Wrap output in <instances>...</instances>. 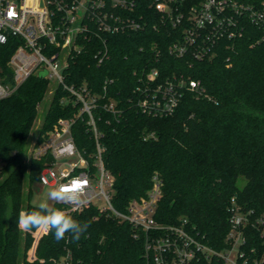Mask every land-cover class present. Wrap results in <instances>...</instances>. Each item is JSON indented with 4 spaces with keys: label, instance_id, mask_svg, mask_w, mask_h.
<instances>
[{
    "label": "trees",
    "instance_id": "16d2710c",
    "mask_svg": "<svg viewBox=\"0 0 264 264\" xmlns=\"http://www.w3.org/2000/svg\"><path fill=\"white\" fill-rule=\"evenodd\" d=\"M105 39L103 61L98 63L96 55L101 43L90 40L69 60L64 80L95 98L92 116L104 167L113 176L111 204L125 211L131 199L146 195L156 174L161 194L155 220L176 224L185 218L203 242L222 248L231 198L244 209L264 214V39L260 29L248 23L242 36L222 41L214 55L200 60L169 54L172 37L164 29L109 33ZM14 47L13 38L0 45L2 72H10L7 61ZM151 68L158 70L153 83L185 79L170 114L154 116L138 107L145 92L144 74ZM189 80L199 81L203 91L189 88ZM48 84L46 78L31 75L14 93L0 99V264H145L142 233L129 221L94 205L67 211L88 225L79 240L66 233L57 241L45 230L34 256H28L36 227L23 231L16 220L22 211L38 210L32 201L33 185L40 183L45 160L26 162L24 147ZM63 98L67 101L61 102ZM80 107L71 93L56 88L38 135L58 118H74V142L94 172L96 140L87 114H79ZM241 176L245 178L242 187L238 185ZM50 207L65 208L56 202Z\"/></svg>",
    "mask_w": 264,
    "mask_h": 264
},
{
    "label": "built area",
    "instance_id": "2783aa9c",
    "mask_svg": "<svg viewBox=\"0 0 264 264\" xmlns=\"http://www.w3.org/2000/svg\"><path fill=\"white\" fill-rule=\"evenodd\" d=\"M248 23L259 28L264 39V0H0V45L15 39L7 61L10 72L0 68V99L14 93L31 75L42 76L49 81L51 97L58 87L73 95V102L81 105L79 114H87L96 140L95 171L91 172L89 161L74 142V118H58L40 137L37 131L26 159L44 158L40 184L67 190L65 198L53 202L64 205L65 211L94 205L132 223L144 238L145 264H264V214L244 209L235 198L228 207L229 227L222 248L203 242V236L195 233L185 218L176 224L155 220L161 194L156 174L145 196L131 199L125 211L114 208L110 201L113 176L104 167L92 116L95 98L85 88L77 89L64 80L69 60L90 40L101 43L96 55L98 63L103 61L107 56L105 35L109 33L164 29L172 37L169 54L200 60L214 55L222 41L242 36ZM157 75L156 68L145 72V92L138 100L139 109L154 116L173 112L179 88L185 84L183 78L153 83ZM188 87L203 91L196 80H189ZM75 182L82 184V190L78 199H69Z\"/></svg>",
    "mask_w": 264,
    "mask_h": 264
},
{
    "label": "clouds",
    "instance_id": "9594fccd",
    "mask_svg": "<svg viewBox=\"0 0 264 264\" xmlns=\"http://www.w3.org/2000/svg\"><path fill=\"white\" fill-rule=\"evenodd\" d=\"M82 184L75 182L72 185L73 196L69 199H78V193L82 190ZM66 189L63 186H55L49 189L47 199H41L38 210L21 212L16 220L17 226L28 231L34 227H42L52 233L59 241L65 238V234H71L73 239L79 240L81 235L87 231L88 225L80 223L67 211L49 207L48 200H60L65 198Z\"/></svg>",
    "mask_w": 264,
    "mask_h": 264
},
{
    "label": "rangeland",
    "instance_id": "374dc122",
    "mask_svg": "<svg viewBox=\"0 0 264 264\" xmlns=\"http://www.w3.org/2000/svg\"><path fill=\"white\" fill-rule=\"evenodd\" d=\"M53 84L54 83L51 81L50 82V88L53 86ZM50 100H51V94L49 92H47L46 95L44 96L42 102L38 106V114H37L36 120L34 121V124H33V127H32V131L30 132V136L28 138V142H27V144L24 147V159H25L26 162H27L26 158H27V153H28L27 151H28L30 145L32 144V142L34 140V137H35V135H36V133H37L39 127H40V124H41L42 119L44 117V114H45V112L47 110V107H48V105L50 103ZM244 183H245V178L242 177V176L239 177L238 178V185L240 187H242ZM26 189H27V185L25 184L24 192L26 191ZM48 191H49V187L43 186L40 183H35L33 185V199H32V201L34 203L39 204L41 199H47ZM52 203H53V200H48L49 207L52 205ZM102 205H104V204H101V206ZM44 232H45V229L42 228V227H36V229L33 230L34 242H33L32 248H30L28 250V256L30 258L34 256V249H35V246L37 244V241L42 236V234Z\"/></svg>",
    "mask_w": 264,
    "mask_h": 264
}]
</instances>
